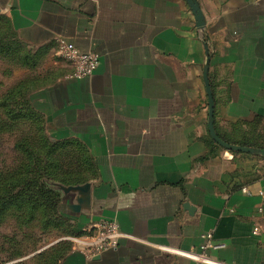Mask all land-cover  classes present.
Returning <instances> with one entry per match:
<instances>
[{
	"label": "crops",
	"instance_id": "0c3cea01",
	"mask_svg": "<svg viewBox=\"0 0 264 264\" xmlns=\"http://www.w3.org/2000/svg\"><path fill=\"white\" fill-rule=\"evenodd\" d=\"M199 1L204 28L186 0H0L58 75L34 96L48 130L94 157L85 202L65 199L73 229L115 218L136 237L95 255L70 249L59 264H201L164 247L200 251L208 232L225 244L212 258L264 264V155L211 136L204 80L209 55L217 134L264 149V0ZM63 40L99 54L92 75L57 59Z\"/></svg>",
	"mask_w": 264,
	"mask_h": 264
},
{
	"label": "rangeland",
	"instance_id": "374dc122",
	"mask_svg": "<svg viewBox=\"0 0 264 264\" xmlns=\"http://www.w3.org/2000/svg\"><path fill=\"white\" fill-rule=\"evenodd\" d=\"M3 18L0 17V264H58L63 253L74 247L70 237L78 233L67 215L65 199L71 195L69 187L77 185L69 182L94 176L87 161L93 154L85 143L86 149L67 143L56 146L58 154L50 150L54 147L48 137L54 142L79 139L52 135L45 113L34 101L35 93L53 83L58 75L50 66H43L45 52H34ZM58 56V60L67 62ZM8 93L14 98V107L2 104ZM28 98L36 110L23 104ZM10 108L20 116L13 118Z\"/></svg>",
	"mask_w": 264,
	"mask_h": 264
},
{
	"label": "built area",
	"instance_id": "2783aa9c",
	"mask_svg": "<svg viewBox=\"0 0 264 264\" xmlns=\"http://www.w3.org/2000/svg\"><path fill=\"white\" fill-rule=\"evenodd\" d=\"M58 54L72 64V77L75 78L92 75L100 63V56L96 51H82L73 42L64 40L60 44ZM243 191L247 192V189L244 187ZM261 193L264 195V191H261ZM206 238L207 241L201 245L200 251H190L168 246L164 247V249L196 258L201 264H227L226 262L212 258L206 252L208 248L218 249L224 247L225 244L214 241L212 232L206 233ZM70 239L73 241V248L80 249L89 255H95L108 248L117 247L123 239H136V237L123 231L117 219L103 218L71 236Z\"/></svg>",
	"mask_w": 264,
	"mask_h": 264
},
{
	"label": "water",
	"instance_id": "95a60500",
	"mask_svg": "<svg viewBox=\"0 0 264 264\" xmlns=\"http://www.w3.org/2000/svg\"><path fill=\"white\" fill-rule=\"evenodd\" d=\"M186 2L188 3L190 9L192 10V12L195 16L196 27L197 28H204L206 25V19H205V15H204V12L202 10L200 1L199 0H186ZM0 12H1V7H0ZM205 46H206L207 52H209L208 44L206 43ZM209 61H210V58L208 55L207 61H206L205 67H204V80L206 83V88H207L208 97H209V130H210L211 136L218 143H220L221 145H223L227 149L247 151V152H255V153L264 155V149H262V148H255L252 146L234 144V143H231V142L224 140L223 138H221L217 134L216 129H215V125H214V106H215L214 96H213V92H212V88H211L210 80H209V75H208ZM89 188H90L89 182L84 183V184H78V185L70 186L69 190L71 191V194L73 192H79L80 196H78L76 198L75 203H69L68 205H72L74 208H76V207L80 206V203H84L86 198H87V192H88ZM186 207L189 208L190 211H193L195 209L193 206H190V204H186Z\"/></svg>",
	"mask_w": 264,
	"mask_h": 264
},
{
	"label": "trees",
	"instance_id": "16d2710c",
	"mask_svg": "<svg viewBox=\"0 0 264 264\" xmlns=\"http://www.w3.org/2000/svg\"><path fill=\"white\" fill-rule=\"evenodd\" d=\"M0 17L1 18H3V19H6L7 21H8V23L10 24V26L13 28V26H12V23H11V20H10V18L8 17V16H6V15H0ZM14 29V28H13ZM17 88H18V90H19V88H21V87H19V86H17ZM10 93V92H9ZM6 94V96L5 97H3V99H2V104H3V106H4V104H6L7 105V108H8V104L9 105H11V107H14V104H15V102H14V98H13V96H11L10 94ZM8 100H10V101H8ZM27 101V102H26ZM26 101H24L23 102V104H27V105H31V109L32 110H36L35 109V107L33 106V104H31L30 102V100H29V98H28V100H26ZM17 104V103H16ZM9 113L12 115V117L13 118H17V117H19L20 116V113H17L16 114V112H15V110H12V108H10V110H9ZM45 137V136H44ZM49 138V137H48ZM48 138H46L49 142H51L52 143V145H53V147H54V149H50L52 152H55L56 154H58V148H56V146L58 147L59 145H66L67 143H70V144H73V145H76V146H78V147H80V149L82 148V149H86V145L84 144V142L82 141V140H80V139H74V140H69V139H66V140H58V139H56V142H54V141H52V140H50V138L48 139ZM52 147V146H51ZM57 161H59V160H57ZM87 161H88V163H89V165H90V168H92L93 170H94V172H95V174H94V176L93 177H91V178H85V179H79V180H72V181H70L69 183L70 184H80V183H84V182H87V181H89V180H91L92 178H94L95 176H96V174H97V169H96V166H95V161H94V157L91 155V156H89L88 158H87ZM61 203V202H60ZM61 246H63V244H61L60 245V247ZM70 249H73V247H70L67 251H65L64 253H63V255L58 259V264H59V262H60V260L62 259V257L70 250Z\"/></svg>",
	"mask_w": 264,
	"mask_h": 264
}]
</instances>
